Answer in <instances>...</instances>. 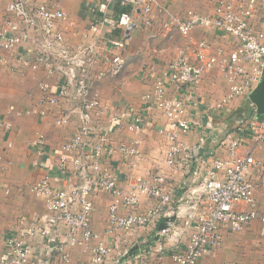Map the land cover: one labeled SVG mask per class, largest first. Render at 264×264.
Here are the masks:
<instances>
[{"label":"built area","instance_id":"built-area-1","mask_svg":"<svg viewBox=\"0 0 264 264\" xmlns=\"http://www.w3.org/2000/svg\"><path fill=\"white\" fill-rule=\"evenodd\" d=\"M63 1L48 0L28 5L27 0H4L5 13H0V61L3 52L21 48L34 54L37 63L33 68H40V64L47 75L58 76L59 85L55 91L49 82L40 84L43 100L61 109L55 125L66 127L77 113L80 114L79 130L57 154L55 173L45 174L31 186V191L46 201L47 213L29 227L10 232L6 239L8 255H0V264H69V250L78 244L91 253L86 264H154L155 255L158 258L170 255V264H200L207 253L221 245L224 230L240 233L254 222L264 224V213L256 198L258 187L264 186V164L251 151H242V138L233 132L216 137L218 149L211 151L210 157L204 155L206 134L194 145H187L179 138V132L189 134L198 125L183 119V115L205 73L219 70L229 83L230 91L222 101L223 106L238 98H249L261 82L264 31L257 30L254 21L260 17L264 22V1L218 0L212 16L193 14L187 18L172 17L164 22V28L176 30L186 38L198 28L214 30L234 39L235 48L230 52L222 48L212 50L211 43L205 39L180 48L155 82L153 93L147 96L142 109L111 115L108 129L101 124L108 113L90 82L101 81L107 76L112 67L109 66L111 60L100 56L92 47L69 46L59 26V22L67 18ZM121 4L140 8L145 23L153 24L154 0H121ZM134 26V22L128 24L126 36ZM93 30L97 31V28L93 27ZM112 46L122 48L116 42ZM21 58L25 60L24 55ZM120 61L119 57L113 60L114 63ZM172 90L177 97L172 96ZM65 102H70L71 107L65 108ZM250 106L255 115L243 131L260 144L264 142V116L258 117L256 107L252 103ZM153 110H159L172 128L166 136L169 141L166 165L171 169L192 168V172L180 186L164 173L153 172L138 176L134 183L124 187L113 160L141 154L135 145L112 143L110 128L127 119L130 130H140L145 125V114ZM26 113L47 114L43 109L34 108ZM237 126L234 130L241 133ZM5 127L10 129L11 125L6 123ZM31 147L37 154L35 165L42 164L48 155L45 136L37 133ZM219 149L221 152L218 153ZM5 171V149L0 147V186ZM103 194L112 198L106 230L110 242L91 226L95 199ZM143 199L151 206L146 211H138ZM178 219H184L185 225L195 227V231L188 244L184 247L175 245L170 252L161 244H150L148 240L137 244V252H121L117 242L113 241L119 234L138 235L150 229H156L158 238H169ZM39 234L45 241L37 250L33 238ZM113 254L116 257L109 263Z\"/></svg>","mask_w":264,"mask_h":264},{"label":"crops","instance_id":"crops-1","mask_svg":"<svg viewBox=\"0 0 264 264\" xmlns=\"http://www.w3.org/2000/svg\"><path fill=\"white\" fill-rule=\"evenodd\" d=\"M27 1L28 5H31L42 4L48 0ZM217 2L218 0H154L151 14L153 24L147 25L140 8L123 6L121 0L63 1L67 18L59 22V26L65 33L69 46L92 47L100 56L111 60L109 66L113 68L111 67L107 76L101 81L90 82L93 92L99 94L108 113L101 120L103 128L108 129V118L115 113L127 110L138 112L142 109L147 96L153 93L155 82L177 56L180 48L190 47L201 39L211 43L212 50L222 48L230 52L235 48L234 39L226 38L214 30L198 28L190 38H186L176 30L163 27L164 22L172 17L187 18L193 14L212 16ZM118 8H128L129 11L122 13ZM0 13H5L4 0H0ZM132 22L135 26L126 36L128 24ZM254 22L257 24V30L264 31V22L260 17H256ZM93 27L97 28V31H94ZM35 37L38 35L35 34ZM115 42L121 44L122 48L112 46ZM3 53V59L0 61V80L4 83V86L0 84V147L5 149L6 171L0 186V255L7 256L6 239L10 232L20 227H29L32 222L41 220L47 213L46 201L37 197L31 191V186L45 174L55 173L54 162L57 154L61 146L79 130L80 114L77 113L66 127L56 126L55 119L61 109L43 100L40 84L49 82L55 91L59 85L58 76L47 75L40 64V68H33V64L37 63L36 57L25 49ZM22 55L25 60L21 58ZM116 57L121 61L114 63ZM26 83L30 87H27ZM229 91L230 85L219 70L205 73L193 91L192 99L185 109L187 112L183 115V119L197 122L198 125L189 134L179 132V138L187 145H194L206 134L204 155L210 157L211 151L217 152L218 149V140L215 138L233 132L242 138V151H251L253 156L264 164V142L257 143L243 131L247 130L251 121V117H247L253 110L249 108L251 102L247 97L238 98L223 106L222 101ZM173 93L172 96H178L174 91ZM63 106L71 107V103L65 102ZM33 108L43 109L47 114L42 116L26 113ZM145 117V125L140 130H130L127 119L110 128L112 143L135 145L141 154L139 157L113 160V165L122 178V186L127 187L134 183L138 176L153 172L164 173L176 186H180V183L190 176L192 168L171 169L165 163L169 145L166 136L172 131L169 120L159 110H153L145 114ZM6 123L11 125L10 129H6ZM235 125H238L241 133L234 130ZM37 133L45 136L48 155L42 164L36 166L37 154L31 143ZM9 143L11 147H8ZM256 198L260 211L264 213L263 185L258 187ZM111 201L112 198L108 194L97 197L96 210L91 219L92 229L107 242L111 240L106 235ZM150 206L151 203L143 199L138 211H146ZM259 224L264 228V224L254 222L241 232L242 234L224 230L221 245L207 253L200 264H264V233L256 231ZM194 231L195 227L189 228L184 219H178L173 227L174 233L169 238H158L155 235L156 229H150L141 231L138 235L119 234L113 241L117 242L121 252H137V244L143 240H148L154 245L161 244L170 252L175 245L184 247L188 244ZM44 241L45 238L40 234L33 238L37 250L43 247ZM69 253V264H86L91 257V253L81 244L73 247ZM115 257L113 254L108 262L113 263ZM158 257L154 256V264H160V260L161 264L171 263L170 255Z\"/></svg>","mask_w":264,"mask_h":264},{"label":"water","instance_id":"water-1","mask_svg":"<svg viewBox=\"0 0 264 264\" xmlns=\"http://www.w3.org/2000/svg\"><path fill=\"white\" fill-rule=\"evenodd\" d=\"M249 100L256 107L257 116H264V76L259 85L250 94Z\"/></svg>","mask_w":264,"mask_h":264},{"label":"rangeland","instance_id":"rangeland-1","mask_svg":"<svg viewBox=\"0 0 264 264\" xmlns=\"http://www.w3.org/2000/svg\"><path fill=\"white\" fill-rule=\"evenodd\" d=\"M30 83V82H29ZM31 83H33V81H31ZM30 83V84H31ZM0 84L2 85L3 84V86H4V83L0 80ZM25 85V84H24ZM26 86L27 87H30V86H28V83H26ZM247 100H249V99H247ZM250 103V102H249ZM249 108L251 109L252 107L251 106H249ZM253 115H255V110L253 109L252 110V113H251V116H253ZM256 231L258 232V233H264V228H263V226L261 225V224H259V226H257V229H256ZM241 233V232H240ZM242 234V233H241ZM263 239H264V237H263Z\"/></svg>","mask_w":264,"mask_h":264},{"label":"trees","instance_id":"trees-1","mask_svg":"<svg viewBox=\"0 0 264 264\" xmlns=\"http://www.w3.org/2000/svg\"><path fill=\"white\" fill-rule=\"evenodd\" d=\"M118 9H119V11L122 12V13H127V12L129 11L128 8H125V9L118 8ZM247 117L249 118V117H251V115H250V114H247Z\"/></svg>","mask_w":264,"mask_h":264}]
</instances>
